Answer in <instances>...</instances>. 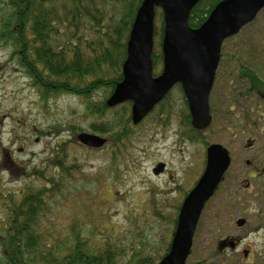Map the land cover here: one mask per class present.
Instances as JSON below:
<instances>
[{
	"label": "rangeland",
	"instance_id": "1",
	"mask_svg": "<svg viewBox=\"0 0 264 264\" xmlns=\"http://www.w3.org/2000/svg\"><path fill=\"white\" fill-rule=\"evenodd\" d=\"M161 15L157 8L154 50L160 52ZM224 46L209 96L212 120L197 139L190 138L187 103L175 84L139 123L130 119L126 137L114 141L121 130L102 134L90 129L98 118L86 112L84 97L61 93L42 99L18 66L14 47L0 43V224L7 222L10 194L17 201L16 192L44 187L42 175L32 174L44 166L43 176L59 175L60 185L53 195L44 194L45 207L37 217L36 230L46 244L53 250L67 248L78 234L94 251L111 244L115 264H133L136 252L148 253L156 264L170 245L176 206L202 175L206 147L217 143L228 150L231 163L201 211L186 264H264V228H257L264 222V101L240 95L244 86H232L230 80L238 63L230 61L233 53L264 78V8ZM161 68L162 62L153 66V75ZM234 93L239 94L235 102ZM109 95L102 87L92 98L98 104ZM130 107L129 101L108 107L102 119L121 115L124 108L130 118ZM79 132L107 142L102 148L84 146L76 139ZM67 140V170L59 173L46 158ZM158 163L164 167L155 174ZM238 217L247 224L237 226ZM238 236L245 237L237 249L220 246L221 240Z\"/></svg>",
	"mask_w": 264,
	"mask_h": 264
},
{
	"label": "trees",
	"instance_id": "2",
	"mask_svg": "<svg viewBox=\"0 0 264 264\" xmlns=\"http://www.w3.org/2000/svg\"><path fill=\"white\" fill-rule=\"evenodd\" d=\"M141 1L0 0V43L14 47L12 53L18 66L31 79L42 99L61 93L84 97L86 112L98 118L91 122L90 129L102 134L121 130L112 136L114 141H119L128 134L130 118L125 117L127 110L124 108L121 115L111 119H102L107 116L108 107L105 102H94L92 94L102 87H107L111 93L121 80L129 30ZM219 1L200 0L190 11L189 26H200ZM162 32L161 20L160 37ZM224 48L223 43L219 67L223 62ZM235 55L233 53L230 59L232 64L238 61L232 68L231 85H243L240 95H254L264 101V78L251 62L245 59L241 62ZM161 62L162 53L153 48V66ZM238 95L231 94L234 102ZM184 121L189 126L190 138L197 139L200 131L190 126L189 113L184 115ZM67 142L71 140L57 143L55 148H60L46 158L59 173L61 169L67 170L64 165ZM43 169L44 166L32 172L46 180L43 188L36 193L22 189L15 193L17 201L13 199L15 196H9V216L5 224H0V246L4 256L0 264H115L117 254L111 244L94 251L86 247V242H82L78 234L67 248L53 250L50 244H46V239L36 230L37 217L45 207L44 194L48 191V195H53L60 185L57 181L59 175L47 179L42 174ZM179 206H176L177 212ZM172 222L174 230L176 217ZM168 249L169 243L164 253ZM134 255L133 264H155L157 261L148 253L136 252Z\"/></svg>",
	"mask_w": 264,
	"mask_h": 264
},
{
	"label": "water",
	"instance_id": "3",
	"mask_svg": "<svg viewBox=\"0 0 264 264\" xmlns=\"http://www.w3.org/2000/svg\"><path fill=\"white\" fill-rule=\"evenodd\" d=\"M200 0H142L132 21L126 42L122 78L105 100L107 107L131 101L130 118L139 123L175 84L184 93L190 124L206 129L212 120L209 96L220 61L223 42L252 22L264 8V0H220L197 28L188 24L191 9ZM163 16L161 72L153 76L152 50L155 8ZM84 146L102 148L107 139L79 132ZM205 167L193 188L183 198L168 252L156 264H186L194 232L205 203L210 199L230 164L228 150L212 143L205 150ZM158 163L155 174L163 170ZM244 220H237L238 226Z\"/></svg>",
	"mask_w": 264,
	"mask_h": 264
},
{
	"label": "flooded vegetation",
	"instance_id": "4",
	"mask_svg": "<svg viewBox=\"0 0 264 264\" xmlns=\"http://www.w3.org/2000/svg\"><path fill=\"white\" fill-rule=\"evenodd\" d=\"M236 220H244V222H243V224L242 225H240V226H244V225H246L247 224V220L246 219H244V218H241V217H238ZM239 226V227H240ZM257 228H260V229H262V228H264V222L261 224V223H259L258 224V226H257ZM256 229V228H255ZM244 237L245 236H238V237H235V240L233 241V240H229L228 239V237H227V239H224V240H221L220 241V246L222 245H225V244H229L230 245V247L231 248H233V249H237L239 246H240V242L242 241V239H244ZM264 249V248H263ZM262 249V250H263ZM245 251H247V250H245ZM251 251H249V253H250ZM259 254H262V251L261 252H258V255ZM261 259H264V255H262L261 256ZM255 264H257V262H255Z\"/></svg>",
	"mask_w": 264,
	"mask_h": 264
}]
</instances>
